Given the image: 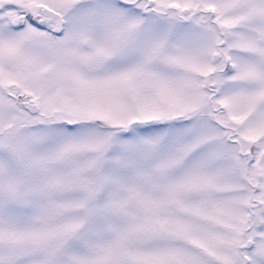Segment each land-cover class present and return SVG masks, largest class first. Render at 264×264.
<instances>
[{
  "label": "snow or ice",
  "instance_id": "obj_1",
  "mask_svg": "<svg viewBox=\"0 0 264 264\" xmlns=\"http://www.w3.org/2000/svg\"><path fill=\"white\" fill-rule=\"evenodd\" d=\"M0 264H264V0H0Z\"/></svg>",
  "mask_w": 264,
  "mask_h": 264
}]
</instances>
